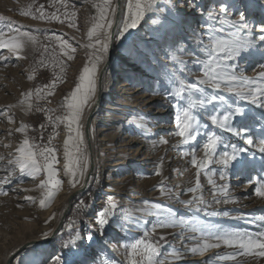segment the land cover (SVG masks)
<instances>
[{"label": "rangeland", "instance_id": "obj_1", "mask_svg": "<svg viewBox=\"0 0 264 264\" xmlns=\"http://www.w3.org/2000/svg\"><path fill=\"white\" fill-rule=\"evenodd\" d=\"M101 2L102 0H89V14L84 15L85 5L80 0H0V16L14 21L17 26L22 25L21 31H27L36 36L35 43L25 42L19 54L10 53L8 49H0V125H2L0 179L7 175L11 176V183L2 186L8 194L0 195V261L20 239L32 234L42 237L46 231L45 226L50 225V217L42 215L40 218L33 219L26 215L33 216L35 212L33 217H36V212L39 211L43 214L49 210V204L56 202L66 187L74 188L72 178L65 174L66 160L63 143L67 138L66 126L60 124L54 129L53 124L47 122L46 110H53L47 112V116L53 118V123L56 116L65 114L61 103L64 97L74 90L79 74L88 62L91 52L85 47L90 43L87 33L91 29L93 18L98 15L94 5ZM128 2L129 0H125V11H127ZM132 2L135 3V0ZM142 2L148 5L143 17L144 21H141L137 31L133 29L128 34L131 38L126 43H122L123 48L115 49L116 55L124 56L119 66L125 72L123 71V76L115 81L112 89L113 92L118 90L120 84L129 80L132 74L137 77L136 81H138L144 73H151L158 75L155 81L156 86H148V88L145 86L146 94L165 97L164 99L168 100L161 104H151L148 109H145L148 113H140L138 110L131 111L135 115H131L130 118L137 121L138 128L131 127V130L126 132L120 131L119 144L116 145L118 151L114 156L115 159L120 158L123 167L117 174L115 171L111 173L100 170L101 172L97 173L87 190L72 200V207L67 214L66 221L56 237L49 238L43 245L50 246L52 253H65L74 264H131L134 258L131 244L137 239L157 243L160 236H164L165 240L159 241V255L155 256L154 260L163 261V264H200L203 260L196 259L201 254L185 255L184 259L189 260L186 263L170 258L173 248L184 251L185 246L192 247L203 243L202 238L188 239L191 236H199V232L191 231L192 228L219 225L226 230L238 229L250 232L264 230V219H262L264 218V198L254 194L257 186L255 180H259L264 174V168L261 167L264 154L260 153L257 147L259 139L262 138L258 121L261 115H264V108L251 105L247 101L240 100L235 94L227 93L223 85L218 92L209 86H202L205 89L204 93L193 92L190 98L187 92H184L183 99H174L163 94L165 91L172 93L178 91L181 87L180 81H184L186 86L204 79L201 65L194 61L206 62L207 53L200 47L193 33L199 32L205 45L214 43L209 35H204L207 17L201 15V11L206 13L216 3V0H183V2L142 0ZM241 3L247 6L248 19L256 23L264 20L262 0H241ZM190 4L196 7H190ZM40 5L44 6L46 13L58 15L64 22L60 23L55 20L48 22L21 14V10L34 12ZM172 5L175 6L172 7ZM169 7H171V12ZM213 11L218 13L219 8L216 7ZM72 13L75 15L73 16ZM164 17H167V22L162 29L156 31L160 28V21ZM235 18L238 19V16ZM69 20H74L76 27L70 26ZM153 20L157 23L154 24ZM0 23L5 25V38L13 35L7 31L6 21ZM208 23L217 28L216 32L210 34L211 36L216 39L222 36L227 38L229 30L227 24L224 25L225 33L221 34L218 31L220 26L215 21H208ZM168 25L173 28L168 30ZM153 33L156 35H152ZM54 35L61 36L75 48V52L71 53L74 57L72 60H68L65 54L66 51L71 52V50L61 49L60 41L55 40ZM149 35L153 41L145 40L149 38ZM91 42H94V39ZM176 42H179L180 47L166 46L168 43L176 44ZM145 44L150 47L145 49ZM140 49H145L148 55H143ZM7 55L12 58L2 59ZM174 56L177 59H173ZM140 59H143L144 64L140 63L137 71L129 72L130 63L134 61L136 64ZM237 63V75L250 79H255L261 71H264V68L258 66L264 63V59L258 52L242 58ZM18 76L22 78L18 80ZM53 82L56 83L54 95H48L45 86ZM140 84L141 82H135L133 86ZM37 89L40 90L39 94ZM29 92L32 96L26 98L25 93ZM213 94L223 95L226 103L208 104L207 99H210ZM128 97L129 95H121L118 100H128ZM136 97L139 96L136 95ZM140 101L142 102L143 99ZM200 101H204L203 107ZM228 104L233 107L243 105L247 108L250 120L255 125L249 134L253 139V145H248L242 137L234 135L226 128H220L219 124L211 123V115L215 114L219 119L225 113ZM184 108H188L190 114L195 117L192 131L196 138L190 140L188 144H183V138L175 134L178 131L175 125V115ZM168 111L169 118H163L164 113ZM8 117L12 120L9 121ZM42 123L45 124V129L41 136L42 130L39 125ZM22 124L28 125L23 133L17 131ZM158 128L161 130L157 132L156 137L152 138L151 131L155 132ZM166 128L171 129L166 131ZM138 129L145 132H140ZM212 134L220 137L217 153L222 154L224 150L231 151L232 149L228 146L235 145L237 148L246 149V153L241 154L239 158L251 157L254 154V163L250 165L245 160L243 165H236L234 161L233 165L223 168L222 165L215 163L218 156H214L213 163L209 164L206 169H197L191 163L193 154L197 159L205 158L202 145ZM50 138V146L56 150V178L61 180V187L49 201L48 206L41 207L40 200L44 198L48 189H42L38 185L42 180L47 179L46 172L42 171L35 178L22 176L19 166L15 163L9 164V161H15L19 155L17 150L25 139L29 140L30 145L48 146ZM153 139L156 140L155 145H153ZM163 145L165 150L162 151ZM33 150L38 151L37 148ZM37 158L39 159V156ZM198 172L199 188L196 192H189V188L197 187ZM221 175H224L225 179H220ZM250 176L253 178L252 181L249 180ZM110 177L117 180L126 179V184H124L128 186L126 190L117 191L115 194H104V183ZM82 181L75 187L80 186ZM221 185L227 186V198L234 202L218 204L214 202L215 199L223 201L226 198L217 191ZM165 193H170V195ZM109 196L113 198L117 207L109 210V222L101 230L96 224V214L108 206ZM131 196L134 198L130 199ZM193 197H202L205 201L199 212L179 202ZM144 201L149 203L145 204ZM157 204L162 205L165 210L169 208L174 210L177 218L183 217L184 224L170 227L173 230L180 229L178 232L170 235L153 233L152 227L160 219L154 214L158 211L155 207ZM213 210L228 211L229 216H212L210 213ZM129 225L133 232L127 237ZM88 235L93 237L92 240L85 238ZM177 237H179L178 240H176ZM74 238L76 243L70 246L69 251V248H65L64 245ZM179 240L181 242H178ZM30 243L32 242L27 244ZM30 247L32 246L13 253L10 264H15L24 254L27 255L25 256L26 261L20 264H34V262L39 264V260L29 254L28 248ZM211 250L216 251V255H227L233 251L225 245ZM135 259L146 262V258L135 257ZM237 261L239 264H264V258L238 256ZM212 264H234V262L213 260Z\"/></svg>", "mask_w": 264, "mask_h": 264}, {"label": "snow or ice", "instance_id": "obj_2", "mask_svg": "<svg viewBox=\"0 0 264 264\" xmlns=\"http://www.w3.org/2000/svg\"><path fill=\"white\" fill-rule=\"evenodd\" d=\"M264 3V0H262ZM175 5H172L174 7ZM190 7L195 8V5L190 4ZM98 15L93 18L91 29L88 31L87 36L90 43L86 44L85 47L91 49L92 52L88 57V62L83 66L82 71L79 74L78 82L75 85L74 90L68 93L63 102L61 108L65 110V114L53 118L47 116V112L53 111L52 109L46 110L47 122L53 124L54 129L59 127L60 124H64L67 130V138L64 140V159L66 160L65 174L70 176L73 180V187L77 183L84 180L87 176V170L89 166V157L87 155V144L85 142L84 124L90 123V121L84 120L85 112H91L93 105L95 104V96L97 92L98 82V70L99 65L103 60V55L109 50V42L113 37L119 39L123 38L125 34H128L131 29H135L139 22L143 19L146 7L142 0H129L127 4V14L122 13V18L119 21H115V7L112 4V0H102L101 3L94 5ZM218 7L219 12L214 13V9ZM247 6L241 3V0H216L211 8L205 13L201 11V15H206V30L204 35H209V38L214 41L210 45H205L204 40L199 32H194L193 35L196 38L200 47L207 53V60H197L194 63L201 65V70L204 73V79L192 82L185 86L184 81H180V89L174 93L165 91L163 94L166 97L184 98V92L189 94V98L193 92L204 93L205 89L202 86H209L214 91L218 92L221 90L222 85L227 93L235 94L242 101H247L251 105L264 108V71H261L255 79H250L243 75H237L238 61L242 58L259 53L264 59V20L256 23L248 19L246 15ZM171 12V7H169ZM21 14L25 16H31L33 19H40L51 22L53 20L63 23L64 21L60 16L55 14L46 13L44 6L40 5L33 12L31 10H21ZM67 15V14H65ZM74 16L75 13H72ZM238 16V19L235 17ZM7 22L6 27L9 33H12L8 38L5 33V25L0 23V49H8L10 53L19 54L21 49L24 47L25 42L36 41V36L32 35L27 31H21L22 25L17 26L14 21H9L8 18L0 16V22ZM208 21H215L220 27L219 33H225L224 25H228L227 38L216 39L211 36L212 32H216L217 28L208 23ZM116 23V32L113 33V23ZM167 22V17H164L160 21V28L156 29L159 31L164 27ZM153 23H157L153 20ZM69 24L72 27H76L74 20H69ZM255 29V32H253ZM54 39L60 41L61 49H70L71 52H65L68 60H72L74 57L71 53L75 52V48L68 43L67 40H63L61 36L54 35ZM94 42H91L93 41ZM167 47L178 48L180 47L179 42L176 44L168 43ZM150 45L145 44V49L149 48ZM145 49H140L143 55L147 56L148 52ZM182 50V49H181ZM175 57H173L174 59ZM7 59V57H2ZM264 68V63L258 65ZM56 83L53 82L50 85H46L45 89L48 91V95H54ZM40 90L37 89L39 94ZM26 98L32 96V93H25ZM216 102L226 103L223 95L213 94L210 99H207L208 104H214ZM201 107L204 105V101H200ZM31 107V105H29ZM45 111L44 109H40ZM9 121L12 120L8 117ZM195 117L192 116L188 108H184L183 111L178 112L175 115V125L178 131L176 135L183 138L182 143L188 144L190 140H195L196 136L193 134V121ZM212 124H219L220 128H226L229 132L233 133L238 137H242L248 145H253V139L249 135L255 125L251 122L247 108L243 105L228 104L225 113L218 119L217 115L213 114L210 117ZM260 128L259 131L262 133V138L259 139L258 149L259 152L264 154V115L259 118ZM28 125L22 124L17 131L25 132ZM39 128L41 136L45 129V124H40ZM91 130V129H90ZM51 138L49 139L48 146H37L35 144H29V140L25 139L23 144L18 148L19 155L15 161H9V164L15 163L19 166V172L21 175H27L35 178L42 171L46 172L47 179L42 180L39 187L42 189H48L43 199L40 200L41 207H47L49 201L53 199L56 191L61 187V180L57 179V169L55 164L57 163L56 150L50 146ZM220 144V137L212 134L207 137L206 142L203 143L202 147L205 151L204 159H197L193 154L191 163L197 169L203 170L208 167L209 164L213 163V157L218 156L215 163L228 168L233 165V162L243 165L245 160L248 164L254 163V154L251 157L245 156L243 159L239 158L241 154L246 153L245 148H237L235 145H229L232 150H224L221 153H217V147ZM37 148L38 151L33 149ZM39 156V159L37 158ZM261 167L264 168V161L261 163ZM159 174V173H156ZM220 179H225L224 175L220 176ZM249 180L253 178L250 176ZM11 183V176L7 175L0 179V195H7V191L3 189V185ZM197 187L189 188V192H196L199 188V172L197 173ZM256 187L254 194L258 197L264 198V174H262L259 180H255ZM218 192L222 193L226 198L221 201L215 199V203H229L234 200L228 199V191L226 185H221L217 189ZM170 195V193H165ZM30 199V198H26ZM186 207L191 206L195 212H199L204 205L205 201L202 197H193L187 201H179ZM83 205V201L80 202ZM143 203H149L144 201ZM117 205L113 202L111 196L108 197V206L100 210L96 214V224L101 230L108 224V213L110 209H115ZM158 210L156 215L160 217L159 222L152 227L154 232L156 228H167L176 227L180 224H184L183 217L177 218L176 213L172 209H164L162 205H155ZM210 215L212 216H224L228 217L229 212H217L213 210ZM264 219V218H262ZM192 232H199V236L188 237L190 240L203 239L202 244L197 246L186 247L185 250L173 248L171 251L170 258L174 261H182L185 255H197L207 252L211 249L220 248L221 245H225L228 248L233 249L230 254L227 255H214L206 260L200 262V264H212V261H226L231 260L234 264H239L237 261L238 256L264 258V230L257 232H250L247 230H226L222 226L207 225L196 229L192 228ZM183 235V233H181ZM88 240H92V236L88 235L85 237ZM165 237L160 236L159 241H164ZM149 242L146 239H137L135 243L131 244V252L133 259L131 264H163V261L154 260L155 256L159 255L160 244ZM76 239L70 240L64 245L65 248L75 245ZM135 257L146 258L145 261H138ZM168 259V257H165ZM20 264V261H17ZM35 264V262H34ZM48 264H74V262L64 254H54L49 257Z\"/></svg>", "mask_w": 264, "mask_h": 264}, {"label": "bare ground", "instance_id": "obj_3", "mask_svg": "<svg viewBox=\"0 0 264 264\" xmlns=\"http://www.w3.org/2000/svg\"><path fill=\"white\" fill-rule=\"evenodd\" d=\"M80 2L85 5L83 7L84 15L89 14V0H80ZM176 2H183V0H176ZM113 6L115 7V21H119L122 18V13L124 15L127 14V11H125V0H113ZM141 21H144V18ZM141 21L139 22V24L142 23ZM138 26L135 28L136 31ZM169 28L171 29L173 27H171V25H168V30H170ZM111 31L113 33L116 32L115 22L113 23ZM132 31L133 29L130 30V32ZM128 34H125L123 38L119 39L113 37L109 42V50L104 53L103 60L99 65L97 74L99 79L97 82L95 104L93 105L91 112H85V117L83 118L84 120L90 121V123L84 124L85 142L87 144V155L89 157L87 176L82 181L80 186L74 188L66 187L59 198L56 200V202H54L53 204H49V210L43 212V214L39 211L36 212V217H33L35 212H33V216L31 215L32 217L29 214L26 215L28 218L33 219L40 218L42 215H44L45 217H50V225L48 224L47 226H45L46 231L42 237L32 234L16 242L11 247L10 252L2 259V261H0V264H10L11 257L13 256L12 254L19 249L23 250L24 248H27V246H32L28 248L30 252L29 254L31 255V257H36L39 260V264H46V262H48L46 260H48L50 256L57 254L58 252L52 253V251H50V246L43 245L46 244L49 238L56 237L59 229L66 221L67 214H69V211L72 207V200L87 190L88 186L93 182L97 173H100L101 171L113 173L115 171L117 174L120 171L119 169L123 167V163L120 161V158L115 159L114 156L116 155V151H118V147H116V145L119 144L118 142L120 131L126 132L127 130H131V127H137V121L134 118H130L131 115H135V113L131 111L138 110L140 113H148V111H146L145 109H148L151 104H161L163 103V101L166 102V100H168L167 98L164 99L165 97L162 98L158 97L157 95L153 96L149 95L148 93L146 94L145 86L147 88L148 86H156L155 81L158 75H153L151 73H144L138 81H136L137 77H134V74H132L129 80H125L120 84V88L113 92L112 87L115 81H117L119 77L123 76V71L125 72V70L119 66V64L123 61L122 58H124V56L116 55L115 49L121 48L123 44L126 43V41L130 40L131 36H129ZM152 35H156V33H153ZM148 37L149 38L145 39L146 41H153L150 38L151 35H149ZM190 38H193V36H190ZM89 50L90 52H92L91 49ZM5 57L12 58V56L8 55ZM174 59H177V57ZM191 59L192 58H190V60ZM140 63L144 64L143 59H140L136 64H134V61L131 62L129 72L137 71ZM17 78L19 80L22 78V76H18ZM135 82H141V84L138 86H133ZM121 95H129V99L118 100V97H120ZM136 95H138L139 97H136ZM140 99H143V101L141 102ZM169 111L164 113L163 118H169ZM1 126L2 125H0V131H2ZM170 129L171 128H166L165 130L167 131ZM138 130L140 132L143 131H141L140 129ZM160 130L161 129L158 128L157 130H155V132L151 131V137H156ZM144 132L145 131H143V133ZM155 141L156 140L153 139V145L156 144ZM161 150H165L164 145L162 146ZM147 166H151V164H147ZM124 184H126V179L117 180L113 179V177H110L106 180V183H104V194L109 195L115 194L117 191H125L128 186H125ZM133 198V196L130 197V199ZM130 228L131 226L129 225L127 230V237H129L130 233L133 232V230ZM179 230L180 229L178 228L173 230V228L170 229V227L156 228L153 233L170 235L171 233H176ZM178 239L179 237L176 238V240ZM28 242L32 243L27 244ZM178 242H181V240H179ZM212 255H216V251L211 250L209 252L203 253L199 255L198 259L196 260H206ZM25 256L27 257L26 254L21 255V257L17 261H20V263L25 262ZM17 261L15 264H17ZM188 261V259H183L179 262L186 263Z\"/></svg>", "mask_w": 264, "mask_h": 264}]
</instances>
